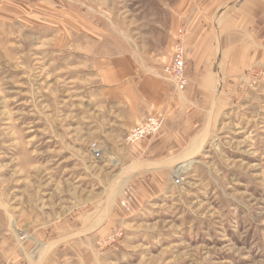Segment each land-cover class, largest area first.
<instances>
[{
  "label": "rangeland",
  "instance_id": "rangeland-1",
  "mask_svg": "<svg viewBox=\"0 0 264 264\" xmlns=\"http://www.w3.org/2000/svg\"><path fill=\"white\" fill-rule=\"evenodd\" d=\"M220 2L0 0V264H264V55L134 144L96 73L162 69Z\"/></svg>",
  "mask_w": 264,
  "mask_h": 264
},
{
  "label": "crops",
  "instance_id": "crops-1",
  "mask_svg": "<svg viewBox=\"0 0 264 264\" xmlns=\"http://www.w3.org/2000/svg\"><path fill=\"white\" fill-rule=\"evenodd\" d=\"M219 1L212 23L205 19L204 23L191 21L189 24L185 35L189 83L184 91L176 90L173 83L162 75V69H144L133 56L131 60L124 57V69H117L114 60L106 61L104 69H96L101 83L121 96L130 113L129 127L151 115L164 114L166 127L178 128L171 126V119H178L177 113L191 100L202 102L198 92L205 89L211 91L209 104L215 111L227 88L228 75H241L251 67L253 59L264 55L256 27L264 22V0ZM205 77L210 78V83ZM191 129L186 127L187 132ZM147 148L140 152L146 153Z\"/></svg>",
  "mask_w": 264,
  "mask_h": 264
},
{
  "label": "built area",
  "instance_id": "built-area-1",
  "mask_svg": "<svg viewBox=\"0 0 264 264\" xmlns=\"http://www.w3.org/2000/svg\"><path fill=\"white\" fill-rule=\"evenodd\" d=\"M185 35L186 32L184 30H180L177 41L173 45L171 59L162 67V75H164L167 80L172 82L175 89L179 92L184 91L189 83V78L186 74L188 52L186 48ZM163 125V116L151 115L141 123H138L130 128L127 141L134 144L144 139L154 137L160 133ZM90 149L94 157H102L103 149L100 145L93 143ZM182 180V178L177 177L175 182L176 184H179Z\"/></svg>",
  "mask_w": 264,
  "mask_h": 264
}]
</instances>
